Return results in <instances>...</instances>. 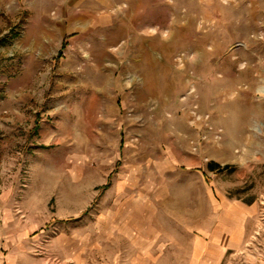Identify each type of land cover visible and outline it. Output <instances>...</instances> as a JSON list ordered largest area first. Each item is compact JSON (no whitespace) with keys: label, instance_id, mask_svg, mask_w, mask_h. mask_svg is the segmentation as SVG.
Returning <instances> with one entry per match:
<instances>
[{"label":"rangeland","instance_id":"obj_1","mask_svg":"<svg viewBox=\"0 0 264 264\" xmlns=\"http://www.w3.org/2000/svg\"><path fill=\"white\" fill-rule=\"evenodd\" d=\"M262 255L264 0H0V264Z\"/></svg>","mask_w":264,"mask_h":264},{"label":"crops","instance_id":"obj_2","mask_svg":"<svg viewBox=\"0 0 264 264\" xmlns=\"http://www.w3.org/2000/svg\"><path fill=\"white\" fill-rule=\"evenodd\" d=\"M104 0H102L103 2ZM230 208L231 212L234 211L235 213V220H236V227L235 229H231L230 234H235L239 236V239L237 240V242H240V236L245 234V235H249V234H253V230L254 227L253 225L251 226V231L248 230V227L245 226V223L247 221H254L255 217L257 216V212H258V203L253 202L251 205H245V204H234L228 207ZM230 212V215H233ZM252 223V222H251ZM250 228V227H249ZM235 242L233 247L238 246V243ZM262 259L260 261L254 260V256H252L251 260H248L247 263L248 264H264V255H262Z\"/></svg>","mask_w":264,"mask_h":264}]
</instances>
